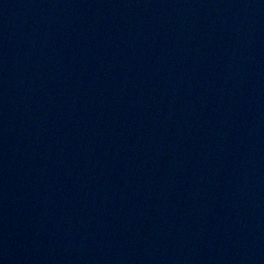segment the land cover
Returning <instances> with one entry per match:
<instances>
[{"label":"water","instance_id":"obj_1","mask_svg":"<svg viewBox=\"0 0 264 264\" xmlns=\"http://www.w3.org/2000/svg\"><path fill=\"white\" fill-rule=\"evenodd\" d=\"M0 264H264V0H0Z\"/></svg>","mask_w":264,"mask_h":264}]
</instances>
